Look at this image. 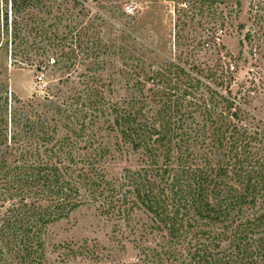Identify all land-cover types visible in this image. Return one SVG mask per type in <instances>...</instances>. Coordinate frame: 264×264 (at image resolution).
<instances>
[{
  "label": "trees",
  "instance_id": "1",
  "mask_svg": "<svg viewBox=\"0 0 264 264\" xmlns=\"http://www.w3.org/2000/svg\"><path fill=\"white\" fill-rule=\"evenodd\" d=\"M24 2L11 0L10 24L0 11V49L12 66L42 71L51 52L53 63L59 52L66 62L75 58L82 28L73 27L69 43L57 20L28 25ZM236 67L208 71L206 84L201 67L194 73L163 62L147 78L152 105L141 116L113 102L99 74L87 73L68 109L72 128L62 135L0 84V259L120 264L88 240L48 239L52 223L89 204L112 221L113 235L133 234L130 264H264V119L243 107L250 93H233ZM102 118L121 134L117 148L122 139L141 148L138 169L108 175L112 150L94 128Z\"/></svg>",
  "mask_w": 264,
  "mask_h": 264
},
{
  "label": "rangeland",
  "instance_id": "2",
  "mask_svg": "<svg viewBox=\"0 0 264 264\" xmlns=\"http://www.w3.org/2000/svg\"><path fill=\"white\" fill-rule=\"evenodd\" d=\"M24 3L28 25H33L37 18L44 19L45 25L57 20L54 28L68 32L69 43L75 25L83 31L75 58L66 62L58 56L59 52L54 57L61 62L53 63L51 52L42 71L32 65L12 66L10 52L0 49V84H6L9 93L28 101L58 134L72 128L68 109L84 87L82 81L87 73L99 74L111 86L112 101L141 116L138 112L149 110L152 105L153 85L147 78L165 61H178L189 71L201 67L206 73L201 74L206 84L211 80L208 71L220 72L226 63H237L238 67L233 69L235 80L231 83L233 93L238 96L245 91L250 93V100L243 107L251 115L264 119V0H25ZM1 9L8 11L10 24L11 0H0ZM2 23L1 13V26ZM220 30L223 32L218 41ZM248 32L251 37L245 39ZM39 76L43 78L40 80ZM202 87L208 91L205 85ZM94 128L112 150L106 163L109 176L121 177L126 170L142 165L141 148L125 139L121 140L122 147L117 148L115 141L121 134L109 119H100ZM112 229V221L88 204L52 223L47 237L56 243L88 240L120 264L132 263L133 234L122 229L116 231V238ZM0 264L15 263L4 257Z\"/></svg>",
  "mask_w": 264,
  "mask_h": 264
},
{
  "label": "built area",
  "instance_id": "3",
  "mask_svg": "<svg viewBox=\"0 0 264 264\" xmlns=\"http://www.w3.org/2000/svg\"><path fill=\"white\" fill-rule=\"evenodd\" d=\"M222 32H223V30H220V33H218V35H217V37H216V39H217L218 41L221 40V34H222ZM39 78H40V80L42 79L41 76H39Z\"/></svg>",
  "mask_w": 264,
  "mask_h": 264
}]
</instances>
